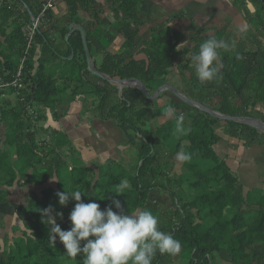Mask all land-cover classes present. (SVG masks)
<instances>
[{"label": "trees", "instance_id": "obj_1", "mask_svg": "<svg viewBox=\"0 0 264 264\" xmlns=\"http://www.w3.org/2000/svg\"><path fill=\"white\" fill-rule=\"evenodd\" d=\"M65 1L69 11L63 24L74 16L79 5L87 8L91 5V16L101 23V10H94V1ZM107 1L117 21L115 29L122 35L124 42L121 46L122 52L119 55H111L103 53L106 45L99 42L100 37H107L108 33L96 30L92 35H86L87 41L90 42L91 38V46L96 48L97 53L103 54L101 64L97 67L100 72L114 79L136 78L150 89L158 78L167 76L169 69L178 63L182 70L190 73V81H187L189 90L185 91L188 98L204 104V100L212 98L215 93L227 98L232 93L238 97L241 105L236 107L224 103L215 108V111L225 116L252 117L264 122V45L255 44L254 47L252 44V47L246 48L245 44L241 43L233 52L222 51V79L201 83L195 76L190 54L197 51L199 45L213 35H206V30L189 26V20H184L186 26L179 25L178 20L184 19V16L175 14L163 23H152L151 37L144 41L142 48L137 51V54H142L144 58L132 59L133 54L129 51H134L139 42V30L143 22L138 15L145 0ZM245 1L240 3L245 16L250 23L256 22V18L251 20L253 17L250 16ZM252 1L256 2V10L264 12V6L258 0ZM42 5L40 10L32 11L35 18H38ZM26 8L22 15L29 20L28 7ZM3 10L6 12L5 7ZM9 14L7 13V17L4 15L6 19ZM256 17L258 24L264 26V21L258 13ZM42 19L45 22L50 19L48 11ZM21 26L8 35L12 46L16 45L15 41L20 44L15 51L18 58L23 56L27 43ZM45 27L47 28V24L45 26L38 23L29 58L23 65L21 94L26 102L55 110L58 97L68 90H71L72 96L91 93L92 108L102 119L113 121L135 134L129 143L137 146V162L133 173L128 176L130 187L122 191H118L117 186L127 177L124 173L108 174L104 167H100L98 179L94 180V177H89L91 168L81 161H74V166L68 172L59 149L68 146L71 150L73 145L58 132H51L49 142H38L31 126L32 120L36 121L42 117L43 109H37L35 117L25 111V122L17 125L16 137L13 140L17 147L18 159L23 162L25 169L32 171L28 175L24 172L26 180L23 184H43L57 175L59 186L57 191L46 188L40 197L31 196L27 205L17 211L22 226H14L11 230L12 237L0 241V264H82V255H78L75 260L66 256V250L58 237L52 246L48 240L49 230L41 222L39 209L51 206L54 212L63 213V219L57 218L61 229H70L68 216L76 202L70 200L67 206H61L55 194L64 190L80 191L82 202L94 201L100 204L101 210L111 206L113 211H117L112 205L113 199L119 200L122 208L129 213L137 209L151 210L158 217L159 228L181 242L178 254L158 252L152 264H214L220 254L227 255L231 264H264V189L257 188L243 196L236 174L214 151L213 146L220 140L216 133L220 120L173 95L169 103L176 108L178 114L187 115L184 120L187 134L178 136L175 133L174 118L161 126L149 129L145 121L150 119V116L154 117L155 113L150 108L152 101L135 88H123L118 97V90L114 85L91 74L87 70L80 32H73L65 41L68 31L64 25L60 29L54 26L52 29L59 33L60 40L73 52L71 60L76 63L71 65V71L67 69L63 72L66 83L59 90L53 75H47L45 71L48 63L52 64L54 60L62 57L51 44L50 33ZM214 37L222 39L223 33L218 32ZM107 38L112 42V36ZM181 44H190L191 47L188 51H179ZM35 45L40 47L41 53L36 60L38 67L33 73ZM87 45L90 50L89 43ZM235 53H239L243 59H236ZM73 65L78 67L80 75L76 79L79 86L71 89L69 83L73 80L72 74L74 76ZM3 66L5 70L9 67L6 76L5 71L0 70L2 82L7 84L13 80L18 65L13 60L4 58ZM89 83V91L80 88ZM19 109L23 110L25 107L21 106ZM224 128L230 137L242 141L246 148L253 145L264 146V133L255 128L234 121H225ZM169 132L174 133L177 140L173 152L183 151L191 155V159L184 163L183 173L173 176H170L168 171L172 154L171 158L168 155L165 157V151H159V145L162 144L159 134ZM53 135H60L62 139L54 144ZM15 174H9L10 179L5 182L6 186L14 183ZM150 177L153 180L150 181ZM185 182H189V193L185 191ZM154 192H157L158 198L152 196ZM3 200L4 195L0 191V202ZM229 211H232L231 216H228ZM175 257L176 262L173 260Z\"/></svg>", "mask_w": 264, "mask_h": 264}, {"label": "crops", "instance_id": "obj_2", "mask_svg": "<svg viewBox=\"0 0 264 264\" xmlns=\"http://www.w3.org/2000/svg\"><path fill=\"white\" fill-rule=\"evenodd\" d=\"M48 1L49 0H0V70L3 69L5 71V76L9 73V67L5 70L3 66L4 58L16 62L18 65L17 70L23 59V56L18 58L15 55L17 46L20 45L19 42L15 41L16 45L12 46V43L8 39V35L18 26L22 25L21 31H23L24 27L33 22L30 15L29 20H26L22 15L23 11L27 9L26 6L32 13V11L40 10L41 4ZM51 1L52 8L48 10L50 19H48L47 22L40 19L38 23L45 24V26L47 24L45 30L50 33V42L63 58L60 59L59 57V59L53 61L54 63L68 58L73 52H70L69 47L60 40L59 33L52 29L53 26L56 29H60L64 25L68 31L66 37H69L73 32L79 31L74 29L70 32L69 25L71 24L75 27H80L84 31L85 38L87 34L92 35L94 31L101 30L108 33L107 37H109V35L113 37L112 42H109L108 38L105 36L100 37L99 42L102 43V45H106L103 53L119 55L122 52L121 46L124 42V38L115 29L117 21H115L113 17V12L107 0H91L96 3L94 10L99 8L101 10L99 15L101 23H98L91 16V11H93L91 5H89L90 7L88 8L87 6L82 7L79 5L74 16H72L66 24L63 23L69 11L67 2L65 0ZM242 1L243 0H145L142 4L141 12L138 15V18L143 22L139 30V42L135 50L129 51V53L133 54L132 59H143L144 57L142 54L138 55L137 51L142 48V43L151 37L152 23H163L175 14H183L184 16V19L178 20L179 25L186 26L184 25V20H189L191 22L189 26L206 30V35L214 36L218 32H222V39L229 40V37L230 40L235 39L236 46L241 43H244L246 48L252 47V44H254V47L255 44L264 45V26L260 25V23L258 24V20H256L257 23L254 22V24L249 22L242 9V5H240ZM245 2L248 11H250V16L254 17L256 9L253 3H251L250 0H246ZM249 5H251V8H249ZM4 7L6 8V12L3 10ZM7 13L10 14L6 19ZM242 29H246V31L241 35ZM65 41L67 40L65 39ZM86 42L90 45L91 51H89L92 64L94 68L97 69L101 64L103 54L102 52L97 53L96 48L91 46V38L90 42L89 40L87 41V39ZM186 45L179 47V51H188L191 45H187V48L185 47ZM40 53V47L35 45L33 73L38 67V62L36 60L40 56ZM27 58H29V54L25 61ZM187 81H190L189 71L182 70L180 64L176 63L169 69L167 76L158 78V80L151 85L150 89L146 87V90L149 94H152L158 87L168 85L174 87L186 96L185 91L189 90V88H187ZM22 89L6 86L0 78V191H2L4 195V200L0 202V241L6 237H12L11 230L14 226H22L17 211L27 205V201L31 196L37 195L40 197L41 192L46 188L57 191L59 186L57 175H54L52 178L58 181H52L50 179L43 184H23L26 180L24 172L28 175L32 171L28 168L25 169L23 162L18 159L17 147L13 140L16 137L15 130L17 125L22 121L25 122L27 117L24 115L26 110H21L19 108L21 106L23 108L30 106L34 109L33 106H35V103L31 104L26 102L21 94ZM8 92L15 95L16 103L13 104ZM156 93L157 96L151 100L152 104L150 105V108L155 113L154 117L150 116V120L156 121L155 127L161 126L173 119L165 115L167 107L171 105L169 101L173 94L167 90ZM229 95L230 96L227 98V96L215 93L212 98L208 100L205 99V103L202 105L212 110L214 109V111L215 108L220 107V105L224 103L236 107L241 105V101L237 96L232 93ZM58 99L59 101L56 104L55 110L39 105V108H41V110L43 109L42 117L37 121L32 120L33 124L31 129L35 130L37 141L40 143H44V141L49 142L51 140V132H58L65 135L66 140L73 145V149L76 151L73 153L71 152L73 149L70 150L68 147H62L61 150H59L65 160L68 172L74 166V161H81L84 165L91 168L89 177H94V180H96L98 179L100 167H106L109 164H124L130 160L129 157H135L137 162V146L129 143L134 136L128 133L129 130L118 126L113 121L102 119L98 112L92 108V99H90V97L86 96V94L72 96L71 90H68L65 94H61ZM40 112L41 111H39V113ZM26 125H28L27 122L25 123V127H27ZM224 125L225 122L222 120L217 124L216 133L220 137V140L213 146L214 151L220 159L225 161L231 171L236 174L239 185L242 187L241 192L244 195L252 188L264 189V146L253 145L246 148L242 141L232 138L227 134ZM129 147L131 150L132 148L135 150L128 151ZM177 153L178 152H164L165 157L168 155L171 158L172 154L170 168L168 169L170 176L183 173L185 161H178L176 159ZM135 164L136 163L131 166V171L134 170ZM11 173H16L15 181L13 184L6 186L5 182L10 179L9 174ZM132 173L129 175L131 176ZM151 180L153 179L150 177V181Z\"/></svg>", "mask_w": 264, "mask_h": 264}, {"label": "clouds", "instance_id": "obj_3", "mask_svg": "<svg viewBox=\"0 0 264 264\" xmlns=\"http://www.w3.org/2000/svg\"><path fill=\"white\" fill-rule=\"evenodd\" d=\"M245 31L242 29L241 35ZM235 48V39H217L213 36L203 41L198 50L190 54L197 80L207 83L222 79L221 52H233ZM235 57L243 59L239 53H235ZM165 115L174 118L178 136L187 134L184 116L178 114L174 106L169 105ZM176 159L188 161L191 155L181 151L176 154ZM51 180L58 181L54 178ZM128 187L129 182L123 180L117 190ZM55 195L61 206H67L70 200L76 203L68 216L71 223L68 230H62L57 223V218L63 219L62 212H54L51 206L39 209L41 222L49 230L48 240L53 246L58 237L66 250V256L75 260L78 255H82V264H152L158 252L175 255L181 249L179 240L159 228L158 217L151 210L137 209L129 213L117 199L112 200L117 211H113L111 206L101 210L100 204L94 201L82 202V194L78 190H64Z\"/></svg>", "mask_w": 264, "mask_h": 264}, {"label": "rangeland", "instance_id": "obj_4", "mask_svg": "<svg viewBox=\"0 0 264 264\" xmlns=\"http://www.w3.org/2000/svg\"><path fill=\"white\" fill-rule=\"evenodd\" d=\"M250 2L251 3H253V5H254V7H255V9H256V2H253L252 0H250ZM259 14L260 15V17L264 20V12H261V10H256V14ZM256 14H254V17L253 18H251V20H254V18H256V20H257V17H256ZM252 24H254V22H252ZM186 48H187V45L185 46ZM189 47V46H188ZM183 49H185V48H183ZM63 59V58H62ZM70 60V61H69ZM73 63H76V62H74V61H72L71 59H70V56L68 57V58H64V60H61V61H58V62H55L54 64L52 63V64H49L48 66H47V69H46V74L47 75H53V78H54V82L56 83V87L59 89V90H61L62 88H63V86L65 85V83L66 82H64V78H63V72L65 71V70H67V69H70L71 68V65L73 64ZM75 68L73 69V71H74V76H73V74H72V76H71V78H73V80L69 83V86H70V88L72 89V88H74L75 86H79V84H78V82L76 81V79L77 78H79V75H80V72H79V70H78V67L76 66V65H73ZM70 71H71V69H70ZM82 83H84V82H82ZM80 88H82V89H84V90H86V91H89L90 90V85L89 84H85V86H81ZM9 93V97H10V99H11V101L13 102V104L14 103H16V97H15V95L13 94V93H11V92H8ZM91 93H89V94H87L86 96H88V97H90V99H92V97H91ZM118 97H120V94L118 93ZM71 100V99H70ZM69 100V101H70ZM41 106V105H40ZM38 104H36L35 106H33L34 107V109L33 110H35V111H37V109H39V107H40ZM36 107V108H35ZM39 111V110H38ZM184 116V115H183ZM187 119V115H185L184 116V120H186ZM37 121V120H36ZM151 121V122H150ZM145 123H146V125H147V127L149 128V129H153L154 127H155V124H156V121L155 120H150V119H146V121H145ZM156 128V127H155ZM131 136H134L135 134L132 132V131H129L128 132ZM60 134V133H59ZM60 135H63V136H65L64 134H60ZM60 135H53V139H52V143H54V144H56L58 141H59V139L61 138L62 139V137L60 136ZM159 135H161V136H159V138H161L162 139V144L161 145H159V151H166V152H170V153H173V151H174V147L176 146V142H177V140H176V136H175V134L174 133H171V132H169V133H167V134H163L162 135V133H160ZM183 136V135H182ZM186 141H188V140H186ZM66 147H68V146H66ZM66 147H63V148H66ZM157 149V148H156ZM59 150H61V149H59ZM134 151L135 149L134 148H132V150L130 149V147L128 148V151ZM73 152H74V150H73ZM75 153V152H74ZM129 161L128 162H126V163H124V164H113V165H108V166H104V170H106L107 171V173L108 174H119V173H124V176H128L130 173H132V171H131V166L132 165H134V163H136V158L134 157V158H130L129 157ZM74 165V164H73ZM129 166V167H128ZM208 167V166H207ZM64 173H66L65 171H63ZM64 175H66V174H64ZM186 176H188V174H186ZM128 179V177H126L125 178V180H127ZM128 181V180H127ZM171 181H173V180H171ZM129 182V181H128ZM189 182H185V184H184V188H185V191L187 192V193H189V187L187 186V184H188ZM130 184V183H129ZM241 186L239 187V190H241ZM255 189H257V188H252L249 192H252L253 190H255ZM243 194V193H242ZM243 196H245L244 194H243ZM153 197H157L158 198V196H157V193L155 194V192L153 193ZM161 201L163 200V199H161V198H159ZM225 214H227V211L225 210ZM231 214H232V211H229V214H228V216H231ZM176 254H178V253H176ZM174 262H176L177 261V258L175 257L174 259ZM214 264H231L230 263V259H229V257L227 256V255H225V254H220L219 255V257H217V261H216V259H215V261H214Z\"/></svg>", "mask_w": 264, "mask_h": 264}, {"label": "water", "instance_id": "obj_5", "mask_svg": "<svg viewBox=\"0 0 264 264\" xmlns=\"http://www.w3.org/2000/svg\"><path fill=\"white\" fill-rule=\"evenodd\" d=\"M29 15H30L32 21L35 22L36 18L34 17V15L30 11H29ZM74 29L79 30L81 33L82 43L84 46L85 56H86L87 70L91 74H93V75L101 78L102 80L114 85L117 88L118 93L120 95H121L123 88H135V89H138L146 98H148L149 100H153L157 96L156 92L167 90V91L171 92L174 96H176L179 100L183 101L184 103H186L192 107L197 108L201 112H203L207 115H210L211 117L217 118V119L222 120L224 122L225 121H234L236 123L244 124V125H247V126H250L252 128L257 129L261 133H264V122L261 121L260 119L252 118V117H242V116H234V117L225 116L223 114H220L217 111H214V110L192 100V99H189L187 96H185L183 93L176 90L174 87H171L168 85H162V86L158 87V89L154 93L149 94V92L146 90V87L144 86V84L136 78H129V79L110 78L109 76L103 74L102 72H100L96 68H94V66L92 64V60H91L90 51H89V48H88V45L86 42L84 31L80 27H75L72 24L69 25V31L70 32ZM65 39L67 40L68 37H66ZM72 57H73V54H71L70 59Z\"/></svg>", "mask_w": 264, "mask_h": 264}, {"label": "built area", "instance_id": "obj_6", "mask_svg": "<svg viewBox=\"0 0 264 264\" xmlns=\"http://www.w3.org/2000/svg\"><path fill=\"white\" fill-rule=\"evenodd\" d=\"M258 2L262 6H264V0H258ZM50 8H52V1L51 0H49L48 2H46L42 5L40 14H39L38 18H36V21L31 22L30 25H27L26 27L23 28V33L25 34L26 40H27L26 47H25L24 52H23V59L21 61L20 67L18 68L14 79L10 83L5 84L6 86H13V87H16L18 89H21V87H22L21 75H22L23 63H24L26 57L28 56L29 51L32 47V43L34 40V36H35V32L37 29L38 22L40 19H42L44 17L45 13ZM25 110L29 115L34 116V117L36 116L35 110H33L30 106H26Z\"/></svg>", "mask_w": 264, "mask_h": 264}, {"label": "flooded vegetation", "instance_id": "obj_7", "mask_svg": "<svg viewBox=\"0 0 264 264\" xmlns=\"http://www.w3.org/2000/svg\"><path fill=\"white\" fill-rule=\"evenodd\" d=\"M153 27H151V29H152Z\"/></svg>", "mask_w": 264, "mask_h": 264}]
</instances>
